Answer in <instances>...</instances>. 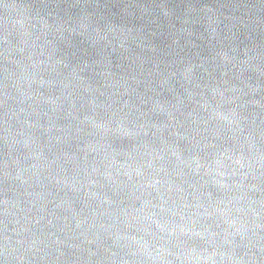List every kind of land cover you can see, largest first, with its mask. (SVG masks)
Segmentation results:
<instances>
[{
    "label": "water",
    "instance_id": "water-1",
    "mask_svg": "<svg viewBox=\"0 0 264 264\" xmlns=\"http://www.w3.org/2000/svg\"><path fill=\"white\" fill-rule=\"evenodd\" d=\"M0 264H264V0H0Z\"/></svg>",
    "mask_w": 264,
    "mask_h": 264
}]
</instances>
